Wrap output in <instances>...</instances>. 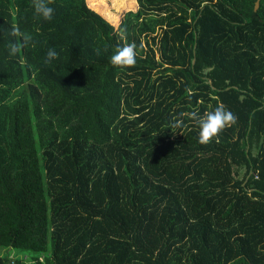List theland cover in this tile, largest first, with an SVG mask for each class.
Segmentation results:
<instances>
[{"label":"trees","instance_id":"1","mask_svg":"<svg viewBox=\"0 0 264 264\" xmlns=\"http://www.w3.org/2000/svg\"><path fill=\"white\" fill-rule=\"evenodd\" d=\"M255 1L136 0L114 26L86 0L51 21L0 0V264H264ZM124 44L132 68L110 63ZM219 105L237 123L201 145L188 114Z\"/></svg>","mask_w":264,"mask_h":264},{"label":"clouds","instance_id":"2","mask_svg":"<svg viewBox=\"0 0 264 264\" xmlns=\"http://www.w3.org/2000/svg\"><path fill=\"white\" fill-rule=\"evenodd\" d=\"M53 0H32V7L37 18L45 21H51L55 14V9L50 5ZM11 35L18 37L16 42L10 44V54L15 56L25 48L32 40L30 35L20 33L17 28H13ZM121 33V39H124ZM58 58V53L54 49H49L45 59V63H51ZM137 62V51L135 44H124L117 47L115 53L110 57V63L114 67L121 69L132 68ZM191 119L196 120L199 126L198 143L208 145L214 140H218L219 135L228 127L237 123L238 117L224 105L217 106L214 111L199 116L196 112L188 114ZM182 121L177 120L173 127H181Z\"/></svg>","mask_w":264,"mask_h":264},{"label":"rangeland","instance_id":"3","mask_svg":"<svg viewBox=\"0 0 264 264\" xmlns=\"http://www.w3.org/2000/svg\"><path fill=\"white\" fill-rule=\"evenodd\" d=\"M86 3L114 26L119 23L125 11L136 8V0H86ZM3 252L0 250V254ZM13 254L9 255V264H13Z\"/></svg>","mask_w":264,"mask_h":264},{"label":"water","instance_id":"4","mask_svg":"<svg viewBox=\"0 0 264 264\" xmlns=\"http://www.w3.org/2000/svg\"><path fill=\"white\" fill-rule=\"evenodd\" d=\"M258 4H259V0H256V1H255V5H254V9H255V10L257 9Z\"/></svg>","mask_w":264,"mask_h":264}]
</instances>
